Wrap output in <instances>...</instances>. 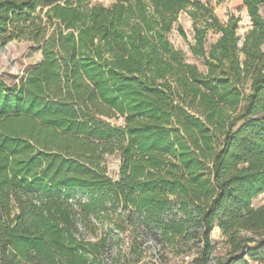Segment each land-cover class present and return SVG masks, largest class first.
I'll return each instance as SVG.
<instances>
[{"label":"trees","instance_id":"trees-1","mask_svg":"<svg viewBox=\"0 0 264 264\" xmlns=\"http://www.w3.org/2000/svg\"><path fill=\"white\" fill-rule=\"evenodd\" d=\"M182 13L205 72L169 40ZM16 40L42 59L0 78V264H102L93 219L128 234L125 264H156L148 242L209 264L215 228V264L264 257V0H0V47Z\"/></svg>","mask_w":264,"mask_h":264},{"label":"rangeland","instance_id":"rangeland-1","mask_svg":"<svg viewBox=\"0 0 264 264\" xmlns=\"http://www.w3.org/2000/svg\"><path fill=\"white\" fill-rule=\"evenodd\" d=\"M93 2H100L105 6H108L111 0H93ZM221 12L222 14H227L228 9L222 7ZM230 13H233L235 17L239 18L237 35L240 38V46L245 34L250 29V20L245 10L239 11L236 9H230ZM177 28H181L183 30L184 37L179 34ZM215 39V36H209L208 45L212 44ZM169 40L175 49H178L183 52L184 58L188 63L196 65L199 71L205 72L206 69L202 64V61L200 59L194 58L189 51V46L193 43V31L192 23L186 14L182 13L179 15L177 22L169 35ZM262 50L264 52V45L262 47ZM41 59V51L34 44L25 40H16L10 42L4 47H0V78L7 87L17 84L25 75L26 71L38 62H40ZM109 122L115 126L122 125V120L120 118L109 120ZM101 165L106 169V174L108 177L113 180L117 179L119 170V158L117 154L103 157ZM80 199L84 198L81 197ZM114 219L118 220L115 216L113 217V221ZM92 223L95 226V231L93 230V227L90 226L86 229L84 233L85 236L94 240L96 238L95 236H98L100 233L103 232V230H111L112 233L109 241V244H111V251L109 255L111 264H125L124 256L128 251V245L130 242L128 234L120 235V233H116V230L114 229L115 226L111 221L103 220L102 223H99L98 221H95L93 219ZM211 242L214 249L212 254L213 262L215 263L225 259L228 256L230 250L218 231L214 230L212 232ZM144 247H146L147 249L143 253L142 259L145 258L147 261L156 262V264H159L160 258L159 255L156 253L158 249L156 248V245L153 242H148L145 243ZM166 254L169 257L167 264H189L192 259L196 256V251L195 248H191V250L187 252V255L182 256L172 254L170 253V251L166 250ZM185 256L188 257L187 261H185L184 259ZM245 259L250 264H264V257L256 259H247L246 257Z\"/></svg>","mask_w":264,"mask_h":264},{"label":"built area","instance_id":"built-area-1","mask_svg":"<svg viewBox=\"0 0 264 264\" xmlns=\"http://www.w3.org/2000/svg\"><path fill=\"white\" fill-rule=\"evenodd\" d=\"M257 199L259 201V204L264 203V191L258 196ZM254 206H255V204H254ZM115 232L118 233V234L120 233L118 230H116ZM121 234L122 233H120V235ZM184 259H185V261H187L188 260V257L185 256ZM101 261H102V264H111L110 256L109 257L107 256V257L102 258ZM209 264H215V263L213 262V260H211Z\"/></svg>","mask_w":264,"mask_h":264},{"label":"crops","instance_id":"crops-1","mask_svg":"<svg viewBox=\"0 0 264 264\" xmlns=\"http://www.w3.org/2000/svg\"><path fill=\"white\" fill-rule=\"evenodd\" d=\"M256 204L258 205L259 204V201H258V199H256ZM214 230H216V231H218V229L217 228H215ZM219 232V231H218Z\"/></svg>","mask_w":264,"mask_h":264}]
</instances>
